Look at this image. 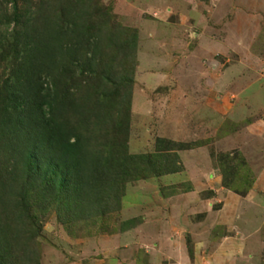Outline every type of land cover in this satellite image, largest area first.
Segmentation results:
<instances>
[{
	"label": "rangeland",
	"instance_id": "obj_1",
	"mask_svg": "<svg viewBox=\"0 0 264 264\" xmlns=\"http://www.w3.org/2000/svg\"><path fill=\"white\" fill-rule=\"evenodd\" d=\"M100 2L138 35L128 151L164 139L183 148L181 169L128 183L117 213L69 225L48 214L39 264H264V0ZM234 159L253 180L243 195L216 170Z\"/></svg>",
	"mask_w": 264,
	"mask_h": 264
},
{
	"label": "trees",
	"instance_id": "obj_2",
	"mask_svg": "<svg viewBox=\"0 0 264 264\" xmlns=\"http://www.w3.org/2000/svg\"><path fill=\"white\" fill-rule=\"evenodd\" d=\"M111 9L100 0H0V64L9 66L0 80V264H39L48 214L69 225L117 213L128 183L181 169L183 148L164 139L153 153L128 151L138 35ZM235 161L216 170L221 186L243 195L253 180Z\"/></svg>",
	"mask_w": 264,
	"mask_h": 264
}]
</instances>
